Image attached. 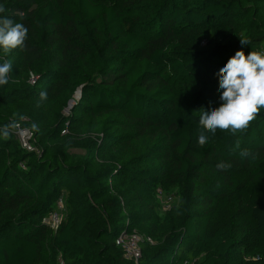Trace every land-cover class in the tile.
I'll return each mask as SVG.
<instances>
[{
    "label": "trees",
    "instance_id": "obj_1",
    "mask_svg": "<svg viewBox=\"0 0 264 264\" xmlns=\"http://www.w3.org/2000/svg\"><path fill=\"white\" fill-rule=\"evenodd\" d=\"M0 5L29 29L23 49L0 50L12 63L0 128H31L40 151L0 135V264H264V111L246 133L198 144L202 111L221 103L219 69L264 50V0ZM60 198L55 230L44 220ZM123 230L154 241L138 262L116 244Z\"/></svg>",
    "mask_w": 264,
    "mask_h": 264
},
{
    "label": "clouds",
    "instance_id": "obj_2",
    "mask_svg": "<svg viewBox=\"0 0 264 264\" xmlns=\"http://www.w3.org/2000/svg\"><path fill=\"white\" fill-rule=\"evenodd\" d=\"M6 11L0 5V13ZM29 29L21 22L6 16H0V50L5 55L15 49H23L28 38ZM240 44L249 45L246 37L239 38ZM12 63L8 60L0 63V87L9 83ZM219 82L220 105L210 111H202L199 117L198 144L204 146L209 141L207 133L227 131L233 135L246 133L264 111V50H252L245 55L238 50L216 74ZM47 99V92H40V100ZM20 119H23L21 116ZM15 121L0 128V135L7 139L17 129ZM37 126L33 125L35 129ZM239 148V144L236 145ZM235 151V149H233ZM242 160L255 159L249 149L239 152ZM219 170H229L231 162L221 160L216 165Z\"/></svg>",
    "mask_w": 264,
    "mask_h": 264
},
{
    "label": "built area",
    "instance_id": "obj_3",
    "mask_svg": "<svg viewBox=\"0 0 264 264\" xmlns=\"http://www.w3.org/2000/svg\"><path fill=\"white\" fill-rule=\"evenodd\" d=\"M36 79L37 78L35 76H32L31 81L35 83ZM24 120H27V118H25ZM17 125L18 127L14 130V132L17 135V138L20 140L21 145L28 151H36L39 153L40 151L34 145V131L29 127L22 126L20 123H18ZM66 131L67 130L63 131V133H65ZM21 166L25 167L24 164H21ZM159 196L163 204V210L170 209L171 203L173 201L172 197L166 196L165 199L161 197L163 196L162 194H160ZM64 211V201L63 198H60L58 200L57 210L51 212L49 216L44 220V223L57 230L64 218ZM145 240H148L151 243L154 242L151 237L144 236L137 231L128 232L127 230H123L116 239V244L123 248L125 257L127 259L138 262L142 256L141 244ZM61 263L63 262L61 261Z\"/></svg>",
    "mask_w": 264,
    "mask_h": 264
},
{
    "label": "water",
    "instance_id": "obj_4",
    "mask_svg": "<svg viewBox=\"0 0 264 264\" xmlns=\"http://www.w3.org/2000/svg\"><path fill=\"white\" fill-rule=\"evenodd\" d=\"M78 92V95L76 96V93ZM75 93V97L77 99H80L81 98V95H82V89L79 88ZM75 104V100H71L70 103H69V107L67 108V111L70 110Z\"/></svg>",
    "mask_w": 264,
    "mask_h": 264
},
{
    "label": "rangeland",
    "instance_id": "obj_5",
    "mask_svg": "<svg viewBox=\"0 0 264 264\" xmlns=\"http://www.w3.org/2000/svg\"><path fill=\"white\" fill-rule=\"evenodd\" d=\"M77 95H78V92L76 93V96H77ZM74 98L77 99L75 96H74ZM75 99H74V100H75ZM68 112H69V110H68V111H67V109L64 110V113H65V114H68ZM161 197L166 199V196H165V195H163V196H161Z\"/></svg>",
    "mask_w": 264,
    "mask_h": 264
}]
</instances>
